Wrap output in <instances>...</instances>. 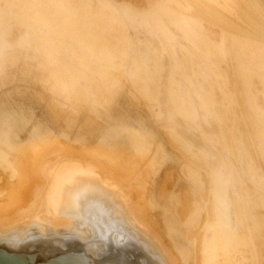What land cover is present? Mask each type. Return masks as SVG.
Returning a JSON list of instances; mask_svg holds the SVG:
<instances>
[{"label":"bare ground","instance_id":"obj_1","mask_svg":"<svg viewBox=\"0 0 264 264\" xmlns=\"http://www.w3.org/2000/svg\"><path fill=\"white\" fill-rule=\"evenodd\" d=\"M20 1L21 0H5L6 7H5V11L2 14V20L0 21V56L2 55V53H4L6 51V49L8 47L5 36H6L7 31L11 28V25L13 22L15 23L16 21H18V22L23 21L25 18H28L29 16L32 15L34 18L32 22L26 21L27 23H25V21H23L20 23V26L22 25L25 29V33L23 34L24 38L30 37V39H32L34 41L37 39V36H38L37 35L38 34L37 29H39V27H40V24H39L40 20L37 18L39 17V14L41 11L38 12L39 14L37 12H34L33 13L34 15H33L30 13V11L31 10H37V7L34 5H32V6L29 5V3L31 4V1H29V0H27V2L23 1L22 4L19 3ZM53 2H54V0H53ZM111 2H112V4L114 3L112 0H111ZM199 2H200V0H198V3ZM232 2H234V1H232ZM38 3L40 4V2H38ZM157 3L158 2H155V4H157ZM160 3H161V1H160ZM250 3L251 4L253 3L255 5L257 4V6L259 7L258 11H260V12L263 11L262 10L263 8L260 6L261 0H250ZM18 4L21 5L18 8L19 9L18 13L13 12L11 9V6L12 5H18ZM33 4H36V3H33ZM65 4H66V2H65ZM92 4H94V3L92 2ZM161 5H162V3H161ZM191 5H193V4H191ZM207 5H205V6H207ZM44 6H41V7H44ZM183 6H184V4H183ZM198 6L200 7L201 5H198ZM92 7H95V6H92ZM191 7H194V5ZM207 7H210V6L208 5ZM246 7H248V9H250V8H252V5H249V3H248L246 5ZM117 8H119V7H117ZM38 9H39V7H38ZM41 9L45 10L43 8H41ZM50 9H52V6ZM50 9H48V10L50 11ZM126 9H128V8H126ZM134 9H136V8H134ZM154 9H150V10L148 9V11H145L144 13H143L144 10L141 11L142 13L137 12V15L139 14V16L136 15L135 17L136 18L138 17L137 19L139 21H143L144 23L146 22L148 24L152 23L153 21H159L158 17L156 16V10H154ZM235 9H236V7L233 10H235ZM128 10H130V9H128ZM58 11L61 12L59 9H58ZM63 11H66V10H63ZM198 11H200V10H198ZM237 11H239V10H237ZM42 12L47 14L44 11H42ZM132 12L135 13L136 11L134 12V10H133ZM202 12L205 15L207 14V16H209L208 17L210 19L209 21H218L220 19L218 17L219 15L217 16L215 11H208V8H207V10L203 9ZM50 13L53 14L54 11L53 12L50 11ZM50 13L48 14L49 16H50ZM55 13H54V15H56ZM196 13H197V11H196ZM24 14H26V15H24ZM45 14H42V15H45ZM74 14H76V13H74ZM236 14H237V12H236ZM61 15H63V14H61ZM65 16H63V17L65 18ZM158 16H159V14H158ZM191 16H189V17H191ZM51 17L54 18L53 15L50 16V18L49 17L48 18L44 17V18H46L47 20L48 19L52 20ZM56 17H58V13H57ZM187 17H185V18H187ZM195 17H194V19H195ZM244 17L250 23V25L254 26V29H255V30H252V28L247 29L246 30L247 34L250 33V35L258 37L264 41V16H260L258 14V16L256 17L255 13H253V12L250 13L249 11H247L246 13H244ZM77 18H73V19H77ZM203 18H205V17H203ZM217 18H219V19H217ZM87 19H89V18H87ZM59 20H60V18H59ZM62 20H66V19H61V21ZM48 21H50V20H48ZM72 21H70V22H72ZM174 21H184L185 22V20H179V19L178 20L175 19ZM70 22H68V23H70ZM97 24H99V23H97ZM245 25H247V24H245ZM218 26H220V25H218ZM247 26H249V25H247ZM75 27H76V25H75ZM79 27H80V25H79ZM83 27H84V25H83ZM239 27H240V30L243 31V33H245V29L241 28V25H239ZM52 28H54V27H52ZM199 30H200L199 35L204 37L202 30L200 28H199ZM59 31H60V29H59ZM217 33H219V32H217ZM59 34H61V33H59ZM197 34H198V32H197ZM234 36H236V35H234ZM42 37H43V35H42ZM232 37H233V35H232ZM251 37L252 36H250V38ZM92 38H93V36H92ZM95 38H96V36H95ZM245 39H243V37H242L239 43H240V47L242 49L243 54L248 57L250 54V51H249L250 47L251 48L254 47L255 49H257L256 48L257 45H256V43L249 44V42H247V40H245ZM81 40H83V39L81 38ZM175 40H176V38H175ZM248 40H250V39H248ZM251 40H253V39H251ZM221 41L224 44V41H225L224 34L221 35ZM37 42H39V41H37ZM91 42H92V40H91ZM82 43H83V41H82ZM192 43H193V45H195V47H197L198 52H200L202 55H204L205 57H208V58L211 56V54H210L211 44L208 41V39H206L204 46H200L199 42H197V41L192 42ZM71 44H73V43H71ZM100 44H102V43L100 42ZM105 44H104V46H105ZM19 45L22 49H24V50L27 49V43L25 41L24 42L21 41V43H19ZM92 45H94V44L92 43ZM106 45L109 46L108 44H106ZM262 45H263V43H262ZM58 46H60V44ZM37 47H35V48L37 49ZM96 48H98V47H96ZM212 48L213 47H211V49ZM40 50H41L40 52L42 54V56H41L42 59L44 58L48 64L49 63L51 64V62L55 58V53H56L55 50H54L55 51V53H54L53 46L51 45V43L47 42L45 39L44 40L42 39V41L40 42ZM218 50H219V53L222 55L224 52L223 48H220ZM37 51H39V49ZM75 51L77 52V50H75ZM20 52H22V51H20ZM90 52H91V50H90ZM193 52H195V51H193ZM234 52H235V50H234ZM77 53H79V52H77ZM191 53H192V51H191ZM37 54H39V53H37ZM80 58L82 59L83 56L82 57L80 56ZM213 58L215 59V57H213ZM82 60H84V58ZM215 60H218V59H215ZM254 60L255 61H254V67L253 68L258 69L262 73H264V54L258 49L255 51V59ZM77 61H78V58H77ZM84 61H86V60H84ZM71 62L72 61H69V65L72 66V64H70ZM107 62H108V60H107ZM133 62H134V60H133ZM85 64H87V63H85ZM91 64L95 65V63L90 62V65ZM100 64L99 65L97 64L98 65L97 67H99ZM56 66H58V65H56ZM61 66H63V65H61ZM61 66H60V68H62ZM105 66H107V64ZM63 67L64 68H62V69H64L66 71L65 64ZM79 67L80 66H78V68ZM180 67H183V66H180ZM180 67H178V68H180ZM58 68H59V66H58ZM75 68L77 69V66H75L74 69ZM94 68H96V67L94 66ZM142 68H144V67H142ZM125 69H127V68H125ZM131 69H132V67H131ZM56 70H57V68H56ZM217 70H219V69H217ZM65 71H64V74H65ZM85 72H86V70H85ZM126 72H127V74L130 73L127 70H126ZM112 73L113 72H111L110 75H112ZM218 73H220V72H218ZM0 74H1V72H0ZM92 74L94 76L96 75L93 72H92ZM120 74L116 73L115 75H117V76L119 75L117 78L122 79V81H123L124 76L122 73H120ZM130 74L132 75V73H130ZM93 75H91V76L93 77ZM102 75L103 74H101V77H102ZM106 75L109 76V74H106ZM124 75H126V73H124ZM141 75H144V73ZM64 77H65V75H64ZM83 77H87L88 80L90 81V79H89L90 77H88L87 75H85ZM141 77H143V76H141ZM144 77H145V75H144ZM258 77H259V75H258ZM113 78H114V76H113ZM113 78H112L113 81H114V79L115 80L117 79V78H114V79ZM65 79L69 80L68 84H69V86H71V89H73V92L71 90V93H69V94L71 95L72 93H75L74 94V100L76 98H77L76 100H78L80 97V96L78 97L79 93L77 94L76 92H74V89H76V86H78V85H75L76 84L75 81H77V80L72 78L69 75V73ZM133 79H134V77H133ZM144 79L146 80L147 78L145 77ZM139 80H140V78H139ZM105 81H107V80H105ZM117 81H119V80H117ZM133 81H135V80H133ZM110 83H112V81H110ZM114 83H115V81L113 82V84ZM118 83H120V82H118ZM229 83H230V81H229ZM45 84H46V82H45ZM123 84H124V81H123ZM136 84H137V82H136ZM146 84H148V83H146ZM94 85H95V83H94ZM127 85H126V87H127ZM130 85L131 86H128L126 91L132 90V84H130ZM98 86H100V85H98ZM116 86H118V85H116ZM149 86H150V84H149ZM168 86H169V84H168ZM129 87H131V88L129 89ZM147 88H148V85H147ZM101 89H103V88H101ZM137 89H138V86H137ZM151 89L153 92L152 87H151ZM135 91H137V90H135ZM79 92H81L80 89H79ZM97 92L95 91L94 95L97 94V96L101 95V98L104 97V96H102V94L99 95V93H97ZM130 92H131V95L134 94L133 91H130ZM152 92L150 95L156 94V92H154L153 94H152ZM136 95H139L140 98L139 97L137 98L136 96L133 95L134 99L137 98V102L140 105H142L143 99L145 100L147 98L146 95H143V93L141 94V95H143V97H141V95L139 93ZM59 96H60V94H59ZM72 96H73V94H72ZM95 98H97V97L95 96ZM42 99H43V97H42ZM153 99H152V101H153ZM79 101L81 102V100H79ZM100 101L102 102V100H100ZM145 101L147 102V100H145ZM69 102H70V100H69ZM135 103H136V101H134V104ZM50 104H49V107H50ZM143 104H144V102H143ZM71 106H72V104H71ZM55 107L56 106H54V108ZM143 107H144V105H143ZM154 107H155V105H154ZM69 110H71V108ZM92 110H94V108ZM53 111H55V110H53ZM94 112L97 113V111H94ZM248 112H250V111H248ZM58 113H59V111H58ZM67 113H69V112H67ZM26 114H29L30 117H32L33 115H35V109L32 105L26 104L25 102H21L17 105L16 110L6 111L4 115L0 116V177H2V179H1L2 182L0 183V264H177L179 262V260L183 261L184 255L181 252V249L176 245L172 246L171 235H172L173 230H172L171 226L167 225L164 221V216H165L167 210L165 208H162L161 206L156 205L157 202L154 200V197H153V189H152L151 184H152V180L154 179V175H155V171H156L155 167L157 164H159V162L163 159V157H165L167 155V152L165 150V147L158 141L157 136L152 132V130L150 128H148V126H146V124L148 125V123L144 124V122L140 121V122H138L137 128H134L132 126H128V125H125L122 123L116 124L115 126L111 127V130L114 133V136L112 138L106 139L104 137H101L100 139H98L96 142H94L92 144L81 143V144L75 145L71 141L62 142L61 141L62 134L54 132L50 126H47V125H45L39 121L36 123H32V118L27 117ZM57 114H56V116H57ZM80 116H82V115H80ZM169 119H170V116H169ZM82 123H84V122L82 121ZM95 123H94V125H95ZM85 124H87V123L85 122ZM97 125L95 126V128H98ZM104 125H105V123H104ZM104 125L103 126L99 125V128L102 127V129H103L105 127ZM249 126H251V125H249ZM28 127H30V129L27 132ZM86 127H87V125H86ZM251 128H253V127L251 126ZM86 129H89V127H87ZM105 129H106V127H105ZM206 129H208V128H206ZM214 129H215V127H214ZM89 130H91V129H89ZM256 130H258V129L256 128ZM23 132H27L26 133L27 137L25 139H22V137H21ZM96 132H97V130H96ZM99 132L101 133L102 131L99 130ZM89 133H91V132H89ZM92 133H93V131H92ZM262 133H264V131H262ZM164 134H166V132H164ZM82 136H84V135L82 134ZM175 139L177 140V138H175V137H174V140H172V144L174 146H175V142H176ZM257 141H258V139H257ZM260 141L263 142V140H260ZM211 144H213V143H211ZM171 147H173V146H171ZM176 148H178V147H176ZM258 148H260V147H258ZM180 152H182V154H184V155L186 154L184 150H181ZM259 152L262 156L264 155V149L263 148L260 149ZM210 157H212V156H210ZM216 157H218V156H216ZM218 161H220V160L218 159ZM260 161H261V158H260ZM181 162H182V160H181ZM263 162L264 161H262V163ZM210 163H211L210 165L205 163L201 158H199V156L194 157V158L192 156H190L189 158L184 159V161L181 163V164H184V170L183 171L185 172L186 175L194 176L195 178H197V180H200L202 182V186H205L206 190L208 192L210 191L209 193H207L204 196L206 197V199L210 200L208 202H210V205H211L210 208L212 210L210 211L209 214L204 215V218L202 217L203 221L202 220L201 221H202V225H203V223H208L209 228L212 229V231H214V233H213V239L214 240H213V242H209V244L207 246H209V251H210L209 255H211L213 257L216 256L218 258V260L215 259L216 258L215 257L214 258L215 261H211V260L209 261L207 258L208 256L206 257L204 255L207 258L205 261H207L206 262L207 264H233V262L230 260L232 257V256H230V254L234 255L236 248L232 252H230L231 251L230 249H232L231 248L232 246H235V247L239 246L238 248L241 249V251L238 249V253L242 252L241 254L239 253V256L242 257V259H241L240 263H239L240 260L236 261V260L240 259V257L238 259H236L235 260L236 264L237 263H239V264H245V263L246 264H248V263L249 264H258L257 262H255L256 260H258V259H256V260L254 259L255 255L253 257L254 260H252V257L250 258V256H252L254 253H251V251L249 252L248 247H250L252 249L253 247H251V245L255 244L252 246H254L258 249V252H256V253H262V251H259L260 250L259 249V247H260L259 246L260 245L259 244L260 234H259L258 229H260V228H258V226L260 227L262 225L261 223H263L264 219L261 221V218H259L260 225L257 226L258 229L253 228V225H250V227L248 226L249 229L246 232L247 235L245 236L244 235L245 233H241V235L243 234L242 237L240 236V234L239 235L237 234L238 236H235L234 233L229 232V229L225 228L227 224H226V216H224V213H223L224 207L222 205L223 203L221 204L219 202L220 199H218V195L219 194L222 195L224 193V186L222 185V183L219 179L220 177L217 175V170L212 167V162H210ZM233 163H232V165H233ZM239 163H240V161H239ZM216 164H217V162H216ZM260 164H261V162H260ZM233 169H235V168L233 167ZM177 170H178V168H177ZM165 172H164L165 173L164 180H167L168 184L172 183V188L169 189L165 186L159 185L160 186L159 189H160L163 196L166 193H167V195L168 194L170 195V197L168 199V206L167 207H172V206L177 207L179 205V203L181 202V208H178V215H179L178 217L179 218L177 221L179 223L187 222L188 218H192L194 216V214L196 213V208L193 206V204H191V203L189 204V202L195 201L197 199H195L194 195L192 194V192L190 191L189 188H184L182 191H180L181 195L179 194V197L177 199H174L172 197L171 191L174 189V186L176 187V185L178 184V180L182 176L180 175V173L174 171V169H170L168 171L166 170ZM234 173H235V171H234ZM172 178L174 180H173V182H170L169 180H171ZM233 178H234V176H233ZM241 179H242V177H241ZM162 181H163V178H162ZM239 184H240V182H239ZM246 185H247V183H246ZM170 186H171V184H170ZM166 188L169 189V192H167ZM259 188H260V186H259ZM244 192L242 191V193H244ZM253 192L254 191H252L250 193H253ZM243 196H246V195H243ZM249 198L253 201L255 200V199H252L250 196H249ZM198 200H200V199H198ZM258 200H261V199L259 198ZM256 201H257V198H256ZM234 202H236V201H234ZM182 204H183V206H182ZM208 207H209V205H208ZM243 210L245 212H242ZM256 210H257V208H256ZM238 211L242 212V213L249 214V212L246 211V208L245 207L243 208V205H241V203H240V205H238ZM235 212H236V210H235ZM239 212H238V214L240 217ZM259 212H260V210H259ZM259 212L257 211V213H259ZM262 213L264 214V211ZM263 214H261V215H263ZM243 215H246V214H243ZM243 217H245V216H243ZM259 217H261V216H259ZM246 218H247V216H246ZM262 218H264V216ZM248 222H249V220H248ZM248 222L246 221L247 224H249ZM247 224H245V226ZM242 228H243V226H242ZM262 229H264V228H262ZM205 230H206V228H205V226H203L202 231L198 230V232H195L196 231L195 230L193 233L191 232L192 234L188 233L187 238L188 239L190 238V240L192 238L197 239V243H198V241H200L199 246L201 247L202 245H204V243L206 241ZM212 231H210V232H212ZM261 231H263V230H261ZM262 233L264 234V232H262ZM261 238H262V236H261ZM263 239H261V240H263ZM243 241L244 242L246 241L245 243H247V244L244 245ZM229 243H232V246L230 247V249L227 248ZM183 244H184V241H182V243H181L182 247L184 246ZM248 244H250V245H248ZM199 246L196 247V249L200 248ZM223 248L229 249L230 251L229 250L228 251L230 254L229 255L225 254L226 252H223V250H222ZM253 250L255 251L254 248H253ZM199 251H200V249L198 250V252ZM250 254H252V255H250ZM201 255H202V253H201ZM261 256H263V255H261ZM235 257L236 256L234 255V258ZM257 258H258V256H257ZM200 264H205L204 259L202 260V263H200ZM263 264H264V262H263Z\"/></svg>","mask_w":264,"mask_h":264},{"label":"rangeland","instance_id":"obj_2","mask_svg":"<svg viewBox=\"0 0 264 264\" xmlns=\"http://www.w3.org/2000/svg\"><path fill=\"white\" fill-rule=\"evenodd\" d=\"M23 1L27 2V0H21L19 3L22 4ZM29 1H31V4L29 3V5H31V6L34 5L37 7V10H31L30 11L31 14H33L34 12L38 13L41 11L40 14L38 13L39 17L37 18L40 20L39 21L40 27H39V29H37V32H38L37 35L38 36H37V39L35 40L36 45L34 46V44H32V42H30V45H31L30 49L31 50L29 51V54L26 56L27 58L25 57V60L23 58H21L16 63L17 66L12 68L15 70V72L13 74H8L5 77V79H3V81H4L3 87L0 88V104H1L0 105V116L4 115L6 111L16 110L17 105L19 103L25 102L26 104L32 105L35 109V115H33L32 117H30L29 114H26L27 117L32 118V123H36L39 121V122H41L47 126H50L54 132L62 134V136H61L62 142L71 141L75 145L76 144L78 145L81 143L92 144V143L96 142L98 139H100L101 137H104L106 139L112 138L114 136V133L111 130V127L115 126L116 124L122 123V124H125L128 126H132L134 128H137L138 123H136V125L134 126L131 124L130 119H132L133 117H136V116L139 118V115L143 116V118L146 119V121H144V124L148 123V125L146 124V126H148V128H150L152 130V132L158 137V141L165 147V150L167 152V155L165 157H163V159L155 167L156 171H155L154 179L152 180L151 185H152V189H153L154 200L157 202V203L155 202L156 205L161 206L162 208H165L167 210V212L164 216V221L167 225L171 226V228L173 230L172 235H171L172 246L173 245L178 246L184 255L183 261L179 260V262L177 264H200V263H202L203 259H204V263L207 264L206 263L207 261H205L207 258L209 261L210 260L215 261V259L218 260V258L216 256H215L216 257L215 258V257L209 255L210 251H209V246H207V245L209 244V242H213V240H214L213 239V233L210 232L211 230L207 231L206 241H205L204 245H202L201 247L199 246L200 241H198V243H197V239L192 238L190 240V238L189 239L187 238L188 233H191V232L193 233L195 230H196L195 232H198V230L202 231V227H199L198 225H200V222L202 225V221H203L202 219L204 218V215L209 213L208 212L209 211L208 205H210V203L207 202L206 200H204V199H206V197L204 195H206L210 191L208 192L206 190V187L202 186V182L200 180H197V178H195L194 176L186 175L185 172L183 171L184 170V164H181V163L184 161V159H187L190 156H192L193 158L198 157V156H196L194 153H192L191 149L187 148V146H185V144L183 142H181L175 136V134L172 132V130H168L165 128V120L168 118L167 113H166V107H165V103H166L165 102L166 101V95L165 94H162L160 96L161 103H162L163 118L165 120L163 119L162 122L156 123L155 121H153L151 119L152 116L149 113H154V107L152 108V104L151 105L149 104V106L147 104L150 103L149 101H152V99L154 98V94H153L154 89L152 92V89H151L152 85L149 82V80L152 78L149 77V74L153 75V73H157L158 75L165 77L167 75V72H168V67L171 66L173 63V54H172V52H171L172 50L169 46H165V49L163 50V52H158L157 54H154L152 52V49L154 48L153 46L155 45L156 35H160V36L161 35H167V34H171V32H173V31L178 35L180 32H178L177 30H174L173 29L174 27L176 29L180 30L181 32H187L183 28V25L179 24L180 23L179 21H174L175 19L176 20L179 19V20L191 21V23L193 25V29H195V32L196 31L198 32V35H199V31H200L199 28L203 31L202 26H209V27L211 26V28L214 31L219 32V34H221V35L224 34V36H225L224 45H225L226 50H227L226 51L227 58L221 62V67L227 71L229 76H231L235 79V82L233 84H229L228 88L231 90L234 89L235 91L238 92L240 90V87H241L240 81L237 77L235 64H234V62H232V59H231L233 57V55L235 57L233 59L237 63V68L242 73L246 72L245 76H244L245 77L244 79L246 81L252 80V82L253 81L255 82L258 80V81L264 82V76H263L264 73H262L258 69L253 68L254 67V61H255L254 60L255 59V51L258 49L264 54V41L258 37L250 35V33L247 34V32H246L247 29H251V28H252V30H255V29H254V26L250 25V23L244 17V13H246L247 11H249L250 13L251 12L255 13L256 17L258 16V14L260 16H264V13H263L264 12V5H263L264 0H261V3H260V6L263 8L262 9L263 11H261V12L258 11L259 7L257 6V4L256 5L253 3L251 4L250 0H202V1L200 0L199 3H198V0H191V1L190 0H186V1L185 0H178V1L177 0H170V1L169 0H159V1L158 0L157 1L156 0H151V1L150 0H112L114 2L113 4H112L111 0L110 1L109 0H95V1L94 0H83V5L81 6L80 9L78 6L79 2L77 0H54V2H53V0H34L35 2L33 0H29ZM160 1H161L162 5H161ZM232 1H234V2H232ZM38 2H40V4ZM65 2H66V4H65ZM92 2L95 5L92 4ZM155 2H158V3L155 4ZM33 3H36V4H33ZM248 3H249V5H252V8L248 9V7H246V5ZM20 4L12 5L11 6L12 11L18 13V11H19L18 8H19V6H21ZM183 4L185 7L183 6ZM191 4H193L194 7H191V6H193ZM204 4L205 5L208 4L210 7H207L208 5L205 6ZM91 5L95 6L96 8L92 7ZM198 5H201V6L199 7ZM41 6H44V7H41ZM51 6H52V9H50ZM5 7H6L5 0H0V21L2 20V14L5 11ZM38 7H39V9H38ZM40 7L45 9L46 11L42 10ZM117 7H119V8H117ZM133 7L136 9H134ZM235 7H236V9L233 10ZM126 8H128L130 10H128ZM131 8L134 10V12L136 11L135 12L136 14L132 12L133 10ZM207 8H208V11H215L217 16L219 15L218 17L220 19L217 18V19H219L218 21H209L210 20L208 18L209 16H207V14L205 15L203 13L204 11L202 12L203 9L207 10ZM48 9H50L51 12H53V11H54V13L56 12L55 13L56 15L58 13V17H56V15H54V13L51 14ZM58 9L61 12H59ZM148 9L149 10L150 9L156 10V16L158 17L159 21H153L152 23L148 24L146 22L144 23L143 21H139L137 19L138 17L137 18L135 17L137 15V12H141L144 10L143 11V13H144L145 11H148ZM63 10H66V11H63ZM198 10H200L201 12ZM237 10H239L240 12ZM42 11L46 12L47 14L43 13ZM196 11L198 14L196 13ZM236 12H237V14H236ZM49 13H50V16L53 15L55 19L53 17H51L52 20L48 19V20H50V21H48L46 18H48V17L50 18V16L48 15ZM74 13H76V14H74ZM42 14H45L46 16L42 15ZM61 14H63V15H61ZM158 14L160 17L158 16ZM24 15H26V14H24ZM65 15L66 16L68 15V16L66 17ZM63 16H65V18ZM137 16H139V14ZM189 16H191L192 18ZM44 17H46V18H44ZM185 17H187V18H185ZM194 17H195V19H194ZM203 17H205V18H203ZM59 18H60V20H59ZM73 18H77V19H73ZM87 18H89V19H87ZM33 19L34 18L31 15L28 18H25L23 21H25V23H27L29 21L32 22ZM61 19H66V20L61 21ZM23 21H19V22L16 21L15 24H18V23L20 24ZM70 21H72V22H70ZM68 22H70V23H68ZM97 23H99V24H97ZM74 24L76 25V27ZM245 24H247L249 26H247ZM79 25L81 28L79 27ZM83 25H84V27H83ZM218 25H220V26H218ZM239 25H241V28L245 29V33H243V31L240 30ZM51 26L54 28H52ZM59 29H60V31H59ZM59 33H61V34H59ZM42 35H43V37H42ZM77 35L81 36L83 40H81V37H78ZM94 35L96 36V38ZM131 35H132V38L130 39L129 37ZM232 35H233V37H232ZM234 35H236V36H234ZM92 36H93V38H92ZM139 36L148 38L150 41H147V42H144L142 40L137 41L136 38ZM250 36H252V37L250 38ZM242 37H243V39L246 38L245 40H247V42H249V44L256 43V45H257V47H256L257 49H255L254 47H252V48L250 47V50H249L250 54L248 57L243 54L242 49L240 47L239 42H240ZM213 38L218 39V34L214 35ZM42 39L43 40L45 39L47 42H50L51 45L53 46V51L55 50L57 53L56 54L54 51L55 58L51 62V64L50 63L48 64L46 62V60L44 58L42 59V57H41L42 54L40 52L41 51L40 50V42L42 41ZM248 39H250V40L253 39V40L250 41ZM91 40H92V42H91ZM37 41H39V42H37ZM82 41H83V43H82ZM99 41L102 44H100ZM179 41H180L181 45H177L175 47V51H176V54H177L180 62L182 63V65L188 70L187 57L185 56V54L183 53L182 48H181V46L183 44H186V42L181 38V36H179ZM87 42L88 43L90 42V43L88 44ZM261 42L263 43V45ZM71 43H73V44H71ZM92 43L94 45H92ZM105 43L108 44L109 46H107ZM59 44H60V46H58ZM104 44L106 47L104 46ZM35 47H37V49ZM96 47H98V48H96ZM189 48L192 50V47L190 45H189ZM38 49H39V51H37ZM196 49H197V47H196ZM75 50H77V52H79V53H77ZM90 50H91V52H90ZM211 50H213V48ZM234 50H235V52H234ZM240 51H241V54H240ZM37 53H39V54H37ZM236 53H239L238 57L236 56ZM80 56L81 57L83 56L84 60H86V61L82 60L83 58L81 59ZM145 57H147V59H145ZM77 58H78V61H77ZM107 60H108V62H107ZM133 60H134V62H133ZM241 60L247 62V67H245V65L241 62ZM69 61H72L70 63V64H72V66L69 65ZM82 62L83 63L85 62L87 64H85V63L83 64ZM90 62L95 63V65L91 64L93 66L92 67L90 65ZM22 63H25V64H22ZM64 64H65L66 71L64 69H62V68H64L63 67ZM97 64L98 65L100 64V66H99L100 68L97 67L98 66ZM106 64H107V66H105ZM162 64L164 65L163 67L161 66ZM56 65H58L59 68ZM61 65H63V66H61ZM144 65H147V67L150 68L149 74L144 71L145 70L144 68H142V67H144ZM60 66L62 68H60ZM75 66H77L78 70L76 68L74 69ZM78 66H80V67L78 68ZM94 66L96 68H94ZM131 67L133 70L131 69ZM56 68H57V70H56ZM83 68L86 70V72ZM125 68H127V69H125ZM126 70L129 71L130 73H132V75L130 73L127 74ZM64 71H65V74H64ZM91 71L94 74H96L97 76L96 75L94 76ZM111 72H113L112 75H110ZM68 73L72 78L77 80V81H75L76 82L75 85H78V86H76V89H74V92H76L77 94L79 93L78 97L79 96L80 97L78 100H76L77 98L74 100V94L75 93H72L73 96H72V94L71 95L69 94V93H71V90L73 92V89H71V86H69V84H68L69 80L65 79L66 76L68 75ZM116 73H119V74L122 73L123 74L124 84H123L122 79L117 78L119 75L118 76L115 75ZM124 73H126L127 76L124 75ZM143 73H144L145 77L147 78L146 80L144 79L145 78L144 75H141ZM63 74L65 75V77ZM101 74H103L102 77H101ZM106 74H109V76ZM85 75L90 77L89 78L90 81L88 80L87 77H83ZM91 75H93V77ZM258 75H259V77H258ZM113 76H114V78H117V79L115 80L113 78ZM141 76H143L144 78ZM133 77H134V79H133ZM112 78L114 79L116 84L115 83L113 84L114 81L112 80ZM139 78H140V80H139ZM105 80H107V81H105ZM117 80H119V81H117ZM133 80H135V81H133ZM110 81H112V83H110ZM45 82H46V84H45ZM118 82H120L122 85ZM136 82H137V84H136ZM94 83H95V85H94ZM129 83L132 84V90H130V91L134 92L135 90H137V91H135L136 93L134 92L133 95L136 96L137 98L138 97L140 98V96L136 95V94L139 93L141 95L143 93V95H146V97L148 98V99L147 98L145 99V100H147L148 103L143 99L142 105H140L137 102V98L134 99L133 95H131V92L129 90L126 91L128 86H131ZM146 83H148V84H146ZM149 84L151 87L149 86ZM98 85H100V86H98ZM116 85H118V86H116ZM126 85H127V87H126ZM147 85H148V88L150 90L147 88ZM137 86H138V89H137ZM100 87L103 89H101ZM130 88L131 87H129V89ZM79 89L81 92H79ZM94 90L96 92L98 91L97 93H99V95L102 94V96H104V97L101 98V95L100 96H97V94L94 95L95 94ZM151 92L153 95H150ZM59 94H60V96H59ZM143 95H141V97H143ZM95 96L98 99L95 98ZM42 97H43V99H42ZM257 99H258L259 104H263V98H262V95L260 92L257 93ZM69 100H70V102H69ZM79 100H81V102ZM100 100H102V102ZM134 101H136L135 104H134ZM236 101H237L236 104L231 105V108L235 112L236 124H237V128L235 127L233 130V134L237 138L241 136L242 141H243V144H242L243 148L246 151L250 152V154L254 160L253 163L255 164L256 163L255 130L253 128L249 127V125H248V115H247L246 104L244 102V99H242V97H240V98L238 97ZM143 102H144V104H143ZM222 103H223V98H222V95L219 93V94H217V103L215 104V106L217 108H219V107H221ZM49 104H50V107H49ZM71 104H72V106H71ZM143 105H144V107H143ZM54 106H56V107L54 108ZM70 108H71V110H69ZM91 108L92 109L94 108V110H92ZM53 110H55V111H53ZM58 111H59V113H58ZM94 111H97V113H95ZM67 112H69V113H67ZM56 114H57V116H56ZM80 115H82V116H80ZM220 116H223V115L220 113ZM227 118H229V121H228V123H229L230 118H231V114H227ZM82 121L84 123H82ZM210 121H212V120H210ZM85 122L87 124H85ZM94 123H95V125H94ZM104 123H105V125H104ZM187 124H190V122L187 118L184 117V115L176 114L174 116V126L180 132V134L182 136L188 137L189 140L194 145L202 146L203 143L198 136L197 130L194 128L187 129V127H186ZM86 125L91 130L86 129L87 128ZM96 125L98 126V128H99V125L100 126L104 125L106 127V129H105V127L103 129H102V127H100L99 129L95 128ZM213 125H215L214 122H213ZM263 127H262V131H264ZM29 129H30V127L27 128V132L29 131ZM96 130H97V132H96ZM99 130L102 132L100 133ZM92 131H93V133H92ZM27 132L22 133V135H21L22 139H25L27 137V135H26ZM89 132H91V133H89ZM164 132H166V134H164ZM82 134L84 136H82ZM173 136L175 138H177V140L175 139V141H176L175 146L172 144V140H174ZM227 136H230V134L227 133ZM260 136H261V140H263L264 139V133H260ZM228 140H229L230 156L236 162V160L234 158V150L232 149L230 138ZM259 144H261L260 145L261 149L264 148V141L259 143ZM170 145L173 147H171ZM176 147H178V148H176ZM181 150H184L186 154L185 155L182 154V152H180ZM262 157L264 159V155ZM181 160H182V162H181ZM210 161H212V160H210ZM236 163H238V162H236ZM177 168H178V170H177ZM170 169H174V171L180 173V175L182 176L178 180V184L176 185V187L174 186V189L171 191L172 197L174 199H177L179 197V194L181 193L180 191H182L184 188H189L190 191L192 192V194L194 195L195 199H197L195 201L189 200L190 201L189 204L191 203V204H193V206L195 205L198 212H196V214H194V216L192 218H188L187 222H184V223H179L177 221L179 218L178 217L179 216L178 215V208H181V202L179 203V205L177 204L178 205L177 207L176 206L167 207L168 206V199H169L170 195L169 194L167 195V193H166L164 195L165 196L164 197L162 195L160 189H159L160 188L159 185L165 186L169 189L172 188V183L168 184L167 180H164V176L166 173L165 171L166 170L168 171ZM260 169H261V167H260ZM260 171L262 172V169ZM162 178H163V181H162ZM1 179H2V177H0V183L2 182ZM260 179H261L260 181L262 182V183H260V185L249 188V191L251 190L250 192L254 191L253 193H255V192L258 193L260 199L262 200V201L260 200L257 203V210H258V212L260 210V212H259L260 214L258 213V220H257L258 222H255L253 224V228H257V226L260 225L259 218H261V221L264 219V218H262L264 216V214L262 213L264 211V209H263L264 208V176L261 175ZM173 180L174 179L172 178L169 181L173 182ZM170 184H171V186H170ZM259 186H260V188H259ZM167 188H166V190H167V192H169V189H167ZM249 191L246 192V189L243 190L244 193H250ZM198 199H200V200H198ZM249 204H250V207L252 209L256 210L254 208L253 204H251V203H249ZM249 204H248V206H249ZM182 206H183V204H182ZM261 214H263V215H261ZM259 216H261V217H259ZM261 224L263 226L262 225L260 227L258 226V228H260L263 231H261L258 228L257 229L259 230V234H260V241H259V244H260L259 249L260 250L259 251H262V253H256V252H258V249L256 247L252 246L255 244L251 245V247H253L255 249V251L253 250V248L252 249L250 247H248L249 249L247 248L249 252L251 251V253H254L253 255L250 254V255H252V256H250V258L252 257V260L258 259L255 262H257L259 264H263V262H264V258H263L264 257V254H263L264 253V250H263L264 249V239H263L264 234L262 233V232H264V229H262V228H264V220H263V223H261ZM205 225L207 226L208 224H205ZM246 232H244V231L240 232L239 231V232L234 233V235L238 236L240 234V236L242 237L243 234L241 235V233H245L244 235L246 236L247 235ZM261 236H262V238H261ZM261 239H263V240H261ZM182 241H184L183 247L181 245ZM245 242L243 241L244 245L247 244ZM248 245H250V244H248ZM198 246L200 248L196 249V247H198ZM231 246H232V243H229L227 248L230 249ZM238 247L232 246L231 247L232 249H230L231 251L227 248L222 249L223 252H226L225 254L229 255L230 254L229 251L232 252L236 248V250L234 252V255L236 257L234 258V255L230 254V256L233 257V258L231 257V259H230L233 262V264L239 260H240L239 261V263H240L241 259H242V257L239 256L240 252L238 253V249H239ZM199 249H200V251L198 252ZM239 250L241 251V249H239ZM201 253H202V255H201ZM204 255L206 257L207 256L208 257L206 258ZM254 255H255V258L253 259ZM256 255L258 256V258ZM261 255H263V256H261ZM239 257H240V259H238ZM236 259H238V260H236ZM239 263H237V264H239Z\"/></svg>","mask_w":264,"mask_h":264},{"label":"crops","instance_id":"obj_3","mask_svg":"<svg viewBox=\"0 0 264 264\" xmlns=\"http://www.w3.org/2000/svg\"><path fill=\"white\" fill-rule=\"evenodd\" d=\"M77 1L79 2L78 3L79 8H81V6L83 5V0H77ZM179 22H180L179 24L183 25V28L187 32H181L180 30H178L174 27L173 28L174 30L176 29L178 32H180L178 35L174 31L171 32V34H167V35H161V36L157 35L155 37V44L156 45H154V48L152 49V52L154 54H157L158 52H163V50L165 49V46H167V45L171 48V50H172L171 52L173 54V63L171 66L168 67L167 75L165 77H162L161 75H158L157 73H153V75H151V74H149L150 68H148L147 65H144L145 72H147L149 74V77L152 78L149 81H150V83L154 89V92H156V94H154V99H153L154 102L150 101L151 103L153 102L152 108L155 105V107H154L155 110H154V113H152V114L149 113V114L151 116H153L151 119L153 121H155L156 123L163 121L164 118H163L162 103H161L160 96L162 94H165L166 95L165 107H166V113H167V117H168L166 120L164 119L165 120V128L168 130H172V132L175 134V136L181 142L184 141L185 143L184 142L183 143L185 144V146H187L189 149H191L192 153L196 154V156H199V158H201L205 163L210 165L211 164L210 162L213 161L212 167L217 170V175L220 177L219 179H220L222 185L224 186V193L222 195L221 194L218 195V199H220L219 202L221 204L223 203L222 205L224 207V212H223L224 216H226V224L227 225H226V227L225 226L224 227L229 229V232H231V233H236L239 231L246 232L249 229L250 225H253L255 222H257V219H258V217H257L258 216V213H257L258 210L252 209L250 207L249 203L253 204L254 208L256 209L257 208L256 203H258L260 201V200H258L260 197H259L258 193H245L244 194V193H242V191H243V189H246V192H247V191H249L250 186L254 187V186L260 185V183H262L260 181L261 175L264 176V169H263L264 168V164H263L264 162L262 163V161H264V159L259 152V150L261 149L260 144H259L260 140H261L260 132L262 133L261 129L264 126V82L258 81V80L255 82L254 81L252 82V80L246 81L244 79L245 78L244 72L242 73L238 68H236L237 77L240 81L241 87H240V90L238 92L235 91L234 89L233 90L229 89L228 88L229 84H233L235 79L233 77L229 76L227 71L224 70L220 66L221 62L227 58L226 57L227 56L226 47L221 41V34L214 31L211 28V26L210 27L209 26H202V28H203L202 33L204 36V37H202L201 35H198L195 32V29H193V25H192L191 21H185V22L179 21ZM24 33H25V29L22 26H20L19 23L15 24L14 22L12 23L11 28L6 33L5 38H6V42L8 44V47H7L6 51L4 53H2V55L0 56V72H1V74H0V88L3 87V83H4L3 79H5V77L8 74H13L15 72V70L12 68L17 66L16 63L21 58H23L25 60V57L29 54L30 47H31L30 42H32V44H34V46H35L34 40L30 39V37H28V38L23 37ZM213 34L214 35L218 34V39H214ZM77 36H79V35H77ZM179 36H181V38H183V40L186 39L185 42L187 44H185V45L183 44L184 46L182 45L181 48L183 47L182 51L185 54V56L187 57L188 70L182 65V63L180 62V60L176 54V51H175V47L177 45H181V43L179 41ZM79 37H81V36H79ZM129 38L131 39L132 35ZM175 38H176V40H175ZM136 39H137V41H139V40H142L144 42L150 41L148 38L140 37V36L137 37ZM206 39H208V41L211 44V47H213V50H211V47H210L211 56L209 58L205 57L200 52H198L195 45H193V43H192V42L197 41V42H199L200 46H204ZM21 41L22 42L25 41L27 43V49L26 50H24L20 47L19 43H21ZM189 45L192 47V50L189 48ZM220 48H223V51H224L222 55L219 53V50H218ZM20 51H22V52H20ZM191 51H192V53H191ZM193 51H195V52H193ZM240 54H241V51H240ZM236 56L238 57L239 53H236ZM213 57H215V59H218V60H215ZM233 58H234V56L232 57V59ZM145 59H147V57H145ZM232 62H234L235 67H237V63L235 62L234 59L232 60ZM241 62L245 65V67H247L246 61L241 60ZM22 64H25V63H22ZM179 65L183 66V67H180ZM161 66L163 67L164 65L162 64ZM178 67H180V68H178ZM217 69H219V70H217ZM218 72H220V73H218ZM229 81H230V83H229ZM168 84H169V86H168ZM258 92H260L262 95L263 104L258 103V99H257V93ZM219 93L222 95L223 103H222L221 107L217 108L215 106V104L217 103V94H219ZM238 97L239 98L242 97V99H244V102L246 104L247 115L249 114L248 115V119H249L248 125H251L256 132L255 133V138H256V140H255L256 163L255 164L253 163L254 160H252L253 158L250 155V152L246 151L243 148V145H242L243 141H242L241 136L237 138L233 134V130L235 127L237 128V124H236L235 112L231 108V105L237 103L236 100ZM151 103H148V106H149V104L151 105ZM248 111H250V112H248ZM220 113L223 116H220ZM228 113L231 114V118H230L229 123H228L229 118H227ZM176 114L184 115V117L189 120L190 124H187L186 127H187V129H190L192 127V128L197 130L198 136L203 143L202 146L194 145L189 140L188 137L186 138L185 136H182L180 134V132L174 126V116ZM169 116H170V119H169ZM130 120H131V124L134 126L136 125V123H138L140 121H142V122L146 121V119L143 118V116H141V115H139V118L136 116ZM210 120H212V121H210ZM213 122L215 124L214 126H213ZM251 126H249V127H251ZM205 127L208 128L209 130L206 129ZM214 127H215V129H214ZM256 128L258 130H256ZM227 133L230 134V136H227ZM229 138L231 141V146L233 147L232 149L234 150V158H236L235 160L238 163H236L234 161V159H232L231 156H229L230 155V153L228 151L229 150V146H228L229 145V140H228ZM257 139H258V141H257ZM263 141H264V139H263ZM211 143H213V144H211ZM258 147H260V148H258ZM210 156H212V157H210ZM216 156H218V157H216ZM260 158H261V161H260ZM218 159L220 161H218ZM210 160H212V161H210ZM239 161H240V163H239ZM259 161L261 162V164ZM216 162H217V164H216ZM232 163H233V165H232ZM233 167L235 169H233ZM260 167L262 169V173L260 171ZM233 170L235 171V173ZM233 176H234V178H233ZM241 177H242V179H241ZM239 182H240V184H239ZM246 183H247V185H246ZM243 195H246V196H243ZM249 196L252 199H255L254 201L256 203L253 200H251L249 198ZM256 198H257V201H256ZM205 200L207 202L210 201L208 199H205ZM234 201H236V202H234ZM240 203H241V205H243V208L244 207L246 208V211L249 212V214L242 213V212H245L244 210L242 212L238 211V205H240ZM248 204H249V206H248ZM194 207L196 208L195 205H194ZM210 207H211V205H209V209H208L209 213L212 210ZM235 210L237 213L235 212ZM196 212H198L197 209H196ZM238 212L240 213V217H239ZM243 214H246V215H243ZM243 216H245V217H243ZM246 216H247V218H246ZM248 220H249V222H248ZM246 221L249 224H247ZM205 224H208V223H204L203 225H201V223H200L199 227H202V229H203V226H205V228H206L205 232L207 234V231L208 230L212 231V229L209 228V224L207 226ZM245 224H247V225L245 226ZM242 226H243V228H242ZM212 233H214V231H212Z\"/></svg>","mask_w":264,"mask_h":264}]
</instances>
